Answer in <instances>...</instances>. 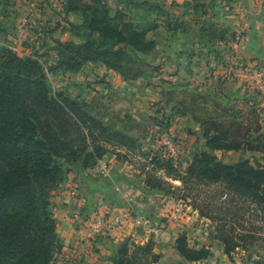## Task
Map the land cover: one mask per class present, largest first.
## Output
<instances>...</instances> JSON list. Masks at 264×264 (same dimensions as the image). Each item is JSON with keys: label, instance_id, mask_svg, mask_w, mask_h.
<instances>
[{"label": "trees", "instance_id": "16d2710c", "mask_svg": "<svg viewBox=\"0 0 264 264\" xmlns=\"http://www.w3.org/2000/svg\"><path fill=\"white\" fill-rule=\"evenodd\" d=\"M65 1L67 14L78 11L72 0ZM90 1L82 10L80 43L55 42L58 59L48 72H79L86 63H93L104 65L125 80L145 75L130 73L142 62L139 56L156 48L148 35L157 25L134 21L125 9L144 6L150 0H121L119 5L126 3L125 9L118 7L114 11L107 0ZM206 1L192 0L183 8L204 15ZM155 4L157 11L164 13L161 3L155 0ZM167 28L174 29L171 24ZM36 55L20 57L8 47H0V264H53L62 249L51 202L53 191L75 165L94 168L112 150L120 158L119 150L132 152L138 144L137 139L92 115L85 104L53 91L46 68ZM252 113L257 111L252 108L249 114ZM187 114L184 111L183 115ZM232 115L235 117L236 113ZM233 116L231 121L218 120L213 115L198 121L205 147L210 151L196 150L184 174L175 171V159L169 158L163 167L166 177L145 175V185L159 192H166L168 187L176 190L167 182L169 179L179 181L183 188L192 181L215 187L216 197L223 201L219 215L213 210L197 209L201 217L216 223L217 239L231 260L232 253L245 250L251 241L260 239L243 231L257 233L262 228L256 222L264 221V165L249 159L225 163L213 154L245 150L264 155V134L260 133L258 120L246 117V121H237ZM175 250L189 263L204 261L210 255L206 247H191L185 233L177 238ZM159 259L153 245L147 243L125 245L109 261L157 264Z\"/></svg>", "mask_w": 264, "mask_h": 264}, {"label": "rangeland", "instance_id": "374dc122", "mask_svg": "<svg viewBox=\"0 0 264 264\" xmlns=\"http://www.w3.org/2000/svg\"><path fill=\"white\" fill-rule=\"evenodd\" d=\"M72 1V6L77 7L78 11H72L67 14L65 0H0V47H8L20 57L35 56L37 53L36 57H39L46 68L52 90L63 92L69 98L85 104L89 112L95 117H106L113 125H111L112 129L126 130L128 128L127 123L142 121L141 127L139 126L136 129L129 128L132 130L130 134L139 136L135 138L138 143L136 144V149L125 154L121 153L119 162L128 163L141 176L145 177L148 173H152L157 177L164 178L167 175L163 167L166 165V160L170 158L166 154L174 150L176 153L173 163L175 171L184 174L188 163L192 160V158L188 159L186 156L187 152L193 154L194 149L199 150L200 147L202 149L204 147L203 144L201 146V141L196 146L197 140L194 139L197 136L198 121L204 120L211 115L218 120L227 119L231 121L233 113H236V116L233 117L237 121H246V114L251 109L242 110L243 103L237 105V109L232 112L228 108L231 102L227 101V98H225L226 93L224 92L229 88L228 84H226V82L229 83L228 78L221 77L216 82V80H211L209 76H202V78L195 81L171 77L170 72L162 71L159 66H148V59L143 58L144 56H139L142 62H138L139 66L130 75L139 72H143L145 75L140 77L142 79L138 78L133 81H126L122 76V78H118L114 74H106V69L103 68L102 64L93 63H86L79 72H64L58 69L50 74L48 68L54 65L58 59L57 52L54 50L57 47L56 43L58 41L80 43L81 41L79 36L83 34V30L80 27L84 23L82 10L86 4H91V1ZM165 1L173 8L179 7L183 9L182 4ZM118 2L121 3V0H107L111 10H116L117 6L120 9H125L126 3L120 6ZM155 6V0H150V3L140 6L141 8L128 6L125 11L130 19L142 21L143 25H157L156 30L153 31V34L151 33L153 38H155V43L162 36L163 30L160 27L163 26L168 33L173 34V37L177 36L178 33L176 32L179 28V23H182L184 27V23L188 21L186 19L181 20L183 16L178 12V9L168 13L164 11V5L160 4L159 7L164 12L162 13L159 10L157 11ZM212 6H208V11L211 10ZM165 14H168V16ZM190 15L193 17L190 18L191 22L186 24V26L189 27L190 25L193 28L194 25L208 24L206 22L209 20L208 15H206L207 17L204 20L201 19L203 15H201L200 11L197 14L192 12ZM179 20L181 22H178ZM169 24L174 28L173 30L167 28ZM151 38L148 35V39L151 40ZM145 63L146 65H144ZM251 64L252 62H250V66H246L244 74L249 73L248 71L252 67ZM156 67L159 68L156 69ZM243 79L245 82L244 77ZM122 81L128 82L130 86L128 87L127 84V86L124 85V88H122ZM245 84L246 86L248 85L246 82ZM256 92H251L253 93L252 98L256 97ZM212 96H215L216 99L212 98ZM244 100L247 101V99ZM244 108L246 107L244 106ZM112 109L115 110L113 111ZM184 111H187L188 114L183 115ZM238 111L239 113H237ZM189 137H191L192 141L183 145L184 139ZM109 154L114 157L116 153L112 150ZM217 157L225 163L248 159L245 154L236 156L227 155L225 152L219 153ZM249 160L254 161L256 159L250 158ZM144 181H146V178ZM167 182L172 187H175L176 190L168 187L166 192L150 189L149 191H144V193H149V202H152L150 209H153V212H151L153 213V216L151 215L153 220H148L145 216L137 214L133 209L116 211L108 203L107 210L97 207L95 212L89 216L86 224L89 227L90 220L101 216L108 222L103 232H111L114 238L123 237L122 235L126 234L131 228H133L132 231L134 232H142L137 234L140 238L134 237V232H131L132 235L124 236L125 238L120 248L125 245H143L147 243H151L153 248H155L153 239L155 233L176 222L179 218L178 214L186 213L191 218L190 223H187L186 227L190 228L181 234L185 233L188 235L190 246L192 242H198L197 240L200 237L208 239L209 242H212L213 238L218 240L216 223L201 217L197 209H204L205 212L213 210L215 215H219L218 208L223 201L216 197V188L199 186L196 185L195 181H192L184 189L179 181L169 179ZM210 199H215V201H209ZM103 201L105 202V200ZM168 202H170L169 210L165 211L164 214H160L159 212L166 210L165 205L167 206ZM210 205L212 207L207 208ZM125 214H129V217L127 216L128 218L126 217L123 222L125 229L117 231L111 224L112 219L114 216L122 217ZM137 219L144 220L139 223ZM228 229H230V226ZM147 231H149V234ZM238 231L241 230L239 229ZM132 239L133 242L131 241ZM260 239L247 244L249 246L246 248V257H239L241 255L240 252L232 253V260L229 258L231 262L234 263L240 261L241 258H245L244 264H248L250 261L252 263H264V240L261 241ZM209 242L204 247L211 252L212 245L209 246ZM61 251L56 255L53 264H65V262H61ZM157 255L160 256L159 263L162 256L160 254ZM257 257L260 259H256ZM110 258L107 259L109 264ZM218 260L221 263V258H218Z\"/></svg>", "mask_w": 264, "mask_h": 264}, {"label": "crops", "instance_id": "0c3cea01", "mask_svg": "<svg viewBox=\"0 0 264 264\" xmlns=\"http://www.w3.org/2000/svg\"><path fill=\"white\" fill-rule=\"evenodd\" d=\"M168 1L182 5L192 2V0ZM204 3L206 6L205 14L201 19L204 20L208 15L210 21H206L208 22L207 25L198 24L199 26L194 25L193 28L190 25L189 27L186 26L191 22L190 18L193 16L190 15V11L187 12L183 8L178 12L183 16L181 20L186 19L188 22L184 23V27L182 23H179L181 27L176 32L178 33L177 36L173 37V34L168 33L164 26L160 27L163 33L161 38L156 40V50L149 52L143 58L148 59L149 65L159 66L162 71L170 72L171 77L195 81L202 78V76H209L211 80H216V82L221 77L228 78L229 83L226 82V84L229 88L224 91L226 93L225 98L229 103L231 102L228 108L235 110L237 105L243 103L246 108L242 105V110L255 109L256 114L252 113L250 115L249 111L246 117L253 121L257 119L261 126L260 133L264 134V91L260 93V96L252 98L253 93H251L252 91L246 86V81L244 82L243 79L244 70L246 66H250V62L260 63L264 66V0H208ZM209 5H213L210 11H208ZM181 20L178 22H181ZM204 29L211 30L203 31ZM151 33L153 34V31ZM151 33H149V38L152 37L151 40H155ZM103 68L106 69V74H114L118 78H122L119 73L105 66ZM139 79L142 78L139 77ZM122 82V88L127 84L128 87L130 86L128 82ZM212 98L216 99L215 96H212ZM244 99H247V101ZM98 119H101L110 127L113 126L106 117ZM127 125L126 130L113 129L132 138H138L139 136L130 134L132 130L129 128L141 127L142 121H133V123H127ZM196 130L197 136L194 137L197 140L196 146L201 141V146L204 145L203 150L209 152L210 150L205 147L200 125ZM191 141V137L184 139L183 145ZM199 150H202V148L200 147ZM193 151L195 153L196 149ZM119 152L125 154L128 151L122 149ZM221 152L216 151L213 154L219 156ZM225 153L236 156L245 154L248 159L255 158L264 165V155L261 153L245 150ZM186 156L188 159L192 158L190 152H187ZM144 179L145 177L139 175L131 165L119 162L116 155L114 157L110 154L105 156L94 168L84 169L80 163L73 167L51 198L54 215L58 222V233L62 239V263L109 264L107 259L115 256L118 250L121 249L120 246L123 244L124 236L132 235L131 232H134L131 228L126 234L122 235L123 237L114 238L111 232L107 233L105 231L94 238L88 239L86 237L88 232L86 221L97 207L107 210V205L110 203V206L114 207L113 209L116 211L133 209L137 214L145 216L148 220H153V213H151L153 209H150L152 202H149V193H144V191H149ZM74 189H78V195L71 194ZM169 204L170 202L167 203V206L165 205L166 210L159 213L164 214L165 211H168ZM182 215L178 214L179 218L176 225V222H174L166 226L162 231L155 233L153 237L155 242L154 252L162 256L158 264L245 263V258H241L240 261L234 263L231 262L225 254V248L221 242L214 238L212 242H209L208 239L203 237H200L197 240L198 242H192L191 247L201 249L209 242V246L212 245V247L208 259L194 263L184 261L176 252L175 246L179 234L190 228L186 225L190 223L191 218L186 213ZM256 225L262 228L256 231L257 233L248 232V230H244L243 233L256 235L262 241L264 240V221L259 220ZM147 232L149 234V231ZM140 233L142 232L136 231L133 236L135 237ZM137 237L140 238L139 235ZM131 241L133 242V239ZM248 246L246 245V248ZM239 252L241 254L239 257H246V249ZM218 258H221V263ZM256 259L260 258L257 257ZM248 264L254 263L250 261Z\"/></svg>", "mask_w": 264, "mask_h": 264}, {"label": "built area", "instance_id": "2783aa9c", "mask_svg": "<svg viewBox=\"0 0 264 264\" xmlns=\"http://www.w3.org/2000/svg\"><path fill=\"white\" fill-rule=\"evenodd\" d=\"M252 67L248 71L249 73L244 74V78L246 83L248 84L247 87L251 91H257L258 93H262L264 91V66L260 63H252ZM170 158L175 159L176 153L174 150H171L168 154ZM73 195H78V189H74L72 192ZM130 212V211H129ZM128 213V212H127ZM129 217V214H125V216H114L112 219V225L114 229L117 231H122L125 229L123 222L126 220V217ZM127 217V218H128ZM144 219H137V222L141 223ZM108 224L105 221V218L101 216L95 217V219L90 220L88 232L86 237L88 239L94 238L95 236L99 235L103 232L104 228Z\"/></svg>", "mask_w": 264, "mask_h": 264}, {"label": "water", "instance_id": "95a60500", "mask_svg": "<svg viewBox=\"0 0 264 264\" xmlns=\"http://www.w3.org/2000/svg\"><path fill=\"white\" fill-rule=\"evenodd\" d=\"M157 1L164 5V11H165V12L170 13V12H173V10H175V9H178L179 11L182 10V9L179 8V7H178V8H173V7H171L169 4L166 3L165 0H157Z\"/></svg>", "mask_w": 264, "mask_h": 264}]
</instances>
